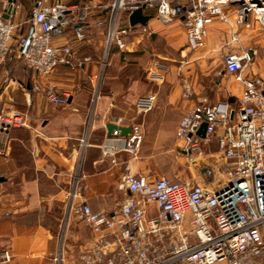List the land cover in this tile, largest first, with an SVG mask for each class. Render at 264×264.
I'll use <instances>...</instances> for the list:
<instances>
[{
	"label": "built area",
	"instance_id": "1",
	"mask_svg": "<svg viewBox=\"0 0 264 264\" xmlns=\"http://www.w3.org/2000/svg\"><path fill=\"white\" fill-rule=\"evenodd\" d=\"M24 1L0 0V64L14 52L38 75H47L57 65L80 69L89 62L91 56L78 55L77 45L89 39L84 24L94 9L107 12L105 47L96 81L111 47L125 50L128 38L135 33L128 16L137 8L153 9L161 24L180 20L191 49L206 46L209 26L215 21L225 26L227 45H232L223 62L237 85L232 92L236 100L212 102L206 94H199L185 108L175 130L192 169L190 176L178 181L149 176L123 161L116 183L122 195L112 207L94 210L85 194L88 186L80 160L69 169L62 188L61 229L74 216L91 233L87 246L77 255L78 264L263 263L264 77L248 73L247 66L259 50L264 51V0H88L82 5L29 0L27 13L20 20ZM72 24L75 28L64 32ZM23 25L25 30L17 34ZM253 32L262 36V44L244 45L242 34ZM169 68L162 59L145 65L147 77L159 81ZM32 87L53 105L66 103L72 95L50 83L34 81ZM189 93L185 88L183 95L188 98ZM154 101L155 94L150 92L138 96L135 104L140 111H148ZM30 120L24 110L0 109V136ZM212 138L217 140L214 148L209 147ZM100 147L111 156L137 151L118 126ZM5 149L3 143L0 154ZM0 259L8 260V253L0 252ZM51 260V264H63L61 249Z\"/></svg>",
	"mask_w": 264,
	"mask_h": 264
},
{
	"label": "crops",
	"instance_id": "2",
	"mask_svg": "<svg viewBox=\"0 0 264 264\" xmlns=\"http://www.w3.org/2000/svg\"><path fill=\"white\" fill-rule=\"evenodd\" d=\"M64 1L77 5L85 2ZM143 13L150 15V19L145 25L135 24V33L128 38L125 50L111 47L109 67L98 81L96 74L107 31L105 10H92L84 24L89 39L77 45V53L89 54L91 59L82 68L57 65L47 75H38L22 66V77L1 84L8 71L5 63L0 64V109L24 110L31 118L28 125L12 127L7 135L0 136V146L6 143L5 152L0 154V252L6 251L9 255L6 261L0 259V264H51L52 256L59 249L63 264H78L77 255L87 246L90 230L74 216H70L63 231L61 229L64 220L62 188L67 172L77 160L85 173L87 200L94 210L112 207L115 199L122 195L116 183L123 161L130 162L133 170L149 176H161V172L172 181L182 179L158 165L153 155L145 159L147 164L141 161V166L130 152L120 151L111 156L104 154L100 147L109 134L107 124L118 123L129 127L123 134L137 151L148 140L157 148L170 150L175 146L186 160L175 130L185 108L195 102L199 94L205 93L192 85V76L184 78L178 73L176 61H167L166 56L154 52L148 36L161 28L156 24L160 22L153 20V9ZM177 21L185 37L183 25ZM221 32L228 41L226 29ZM59 39L63 40V36ZM187 47L191 49L188 44ZM152 59H162L170 65L160 81L146 75L145 65ZM34 81L41 85L50 83L59 91L69 90L72 95L66 103L53 105L42 91L34 90ZM188 82L191 86L185 84ZM236 87L235 83L233 88L236 90ZM185 88L190 91L188 98L183 95ZM150 92L155 94L153 107L140 111L136 98ZM228 92V100L234 102L232 92L235 91L228 89Z\"/></svg>",
	"mask_w": 264,
	"mask_h": 264
},
{
	"label": "rangeland",
	"instance_id": "3",
	"mask_svg": "<svg viewBox=\"0 0 264 264\" xmlns=\"http://www.w3.org/2000/svg\"><path fill=\"white\" fill-rule=\"evenodd\" d=\"M28 5H24V9L20 14V19L26 15ZM153 20L156 21L157 19L155 18ZM177 20L178 19H175L168 24L156 23L161 28H156L155 32H152L148 36L150 44L153 47L152 49L155 53H160L161 55L166 56L168 59H166L167 61H176L178 63V73L182 74L183 77L186 75L192 76V85H195L201 93H205L209 96L211 100L228 99V96H230L228 89H233V91H235V88H233L235 82L232 80L231 75L225 71L223 62L224 54L232 50V45H227L226 36L223 34L224 32H221L225 30V26L218 21H215L209 29L210 33L207 38L206 46L202 49L193 51L187 47L182 27ZM156 22L159 21L157 20ZM151 23L152 21L149 24ZM242 41L244 45L255 44L260 46V44H262V36L259 34L257 35L256 32L249 34L245 33L242 34ZM13 43L14 41L12 44ZM179 53L184 54L180 55ZM149 55H153L152 51ZM255 56L256 57H254L253 61L248 64L247 69L264 77V51L259 50ZM105 57L107 58V63L104 70L109 67V53H107ZM5 62H10L12 71L7 70L8 72L3 76L1 84H4L12 78L15 79L22 77L24 74L22 71L23 68L19 65L20 58L16 53H9ZM185 84L191 86L189 82ZM216 146L217 140L216 138H212L209 147L214 148ZM131 154L133 160L137 162L139 161V165H141V161H144L145 159H148V156L153 155L157 159L158 165L173 172L176 177L186 178L191 175L192 169L188 165L184 156L181 155L175 146L171 147L170 150L165 147L157 148L146 140L143 142L139 151ZM145 162L144 163L147 164V160H145ZM135 166L138 169H141L140 166ZM151 171L153 172V170ZM159 175L165 174L159 172ZM260 264H264V262Z\"/></svg>",
	"mask_w": 264,
	"mask_h": 264
},
{
	"label": "water",
	"instance_id": "4",
	"mask_svg": "<svg viewBox=\"0 0 264 264\" xmlns=\"http://www.w3.org/2000/svg\"><path fill=\"white\" fill-rule=\"evenodd\" d=\"M178 10L180 9V7L177 8ZM150 15L144 14L142 8H137L135 10H133L129 16H128V21L131 25H135V24H141V25H145L147 23V21L150 19ZM116 126H118L121 130L122 133H127L130 129L128 126H124V125H116L114 123H108L107 124V131L108 133L111 132V130L113 128H115ZM204 126V123H203Z\"/></svg>",
	"mask_w": 264,
	"mask_h": 264
},
{
	"label": "trees",
	"instance_id": "5",
	"mask_svg": "<svg viewBox=\"0 0 264 264\" xmlns=\"http://www.w3.org/2000/svg\"><path fill=\"white\" fill-rule=\"evenodd\" d=\"M30 2H29V0H25L24 2H23V4L24 5H28ZM29 6V5H28ZM106 18V17H105ZM25 28H26V26H21L19 29H18V32H17V34H19V33H23V31L25 30ZM75 27H74V25L72 24V25H70V26H68L67 27V29L64 31V32H69V31H71L72 29H74ZM5 64H6V66H7V70L8 71H12V68H11V66H10V62H4ZM3 63V64H4ZM19 65L22 67H25L23 64H21V63H19ZM27 68V67H26ZM28 69H30V68H28Z\"/></svg>",
	"mask_w": 264,
	"mask_h": 264
}]
</instances>
